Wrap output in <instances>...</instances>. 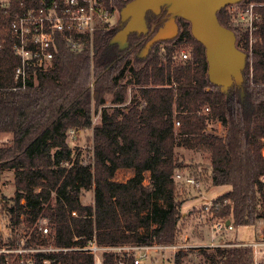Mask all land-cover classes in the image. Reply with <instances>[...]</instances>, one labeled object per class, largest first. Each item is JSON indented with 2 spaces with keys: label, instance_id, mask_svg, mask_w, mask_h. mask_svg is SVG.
<instances>
[{
  "label": "trees",
  "instance_id": "trees-1",
  "mask_svg": "<svg viewBox=\"0 0 264 264\" xmlns=\"http://www.w3.org/2000/svg\"><path fill=\"white\" fill-rule=\"evenodd\" d=\"M102 1L120 14L131 0ZM228 7L218 11L219 21L235 32L237 46L245 50L246 34L234 24ZM166 16L163 8L160 18L165 21ZM13 17V9L0 11V40L6 38L0 50V134L9 136L0 144V174L13 170L16 186L11 198L1 195L0 188V226L8 232L9 244L19 241L22 224L30 235L28 244L53 239L61 247L73 248L39 255L37 264H42V257L53 259L51 264H94L91 252L77 249L93 239L107 247L174 244L186 202L175 178L185 167L178 148L209 152L212 185L231 187L215 200L208 215L233 220L236 226L261 219L264 27L262 41L254 45L252 75L248 59L243 86L235 84L227 91L210 81L205 46L183 18L180 33L155 43L146 55L142 51L153 34L132 33L122 49L111 43L118 24L98 29L92 40L85 36L80 50L57 34L52 64L31 68L26 87L15 90L20 60L8 29ZM182 43L190 45L191 57L176 61ZM127 73L130 79L125 80ZM130 85L134 93L127 103ZM108 93L114 106L103 107L100 124L93 126L91 101L101 105ZM215 121L221 122L223 134L210 127ZM90 128L93 159L84 162L74 154L68 134ZM120 169H130L132 175L116 180ZM90 190L94 204H84L81 196ZM42 219L52 226L49 235L38 229ZM196 249L204 261L191 264H253L249 247ZM186 254L179 251L175 263L182 264ZM103 257L104 264H117L121 255L111 250Z\"/></svg>",
  "mask_w": 264,
  "mask_h": 264
},
{
  "label": "built area",
  "instance_id": "built-area-1",
  "mask_svg": "<svg viewBox=\"0 0 264 264\" xmlns=\"http://www.w3.org/2000/svg\"><path fill=\"white\" fill-rule=\"evenodd\" d=\"M11 9L14 10V17L11 19L8 29L12 49L20 60V64L15 68V76L19 80V85L14 88L15 90L26 87L31 68L47 69L52 64L57 51V34H61L72 49L80 50L85 45V36L92 40L98 29L114 28L118 21L117 11H112L102 0H0V11L8 12ZM228 12L234 24L246 34V39L243 41L245 43L244 51L247 53V61L250 60L249 67L252 75L254 45L258 41H262L260 31L264 27V0H245L242 4L240 2L230 4ZM5 41L6 38L0 40V50ZM190 57V54L185 50L180 53L181 60H188ZM176 126H180L179 121L176 122ZM261 155L264 158V143ZM175 175V178L186 184L200 185L198 176L180 173ZM260 180L263 185L262 207L264 209V173ZM214 205V202L209 205L205 204V209L209 211ZM72 215L76 216L77 213L73 211ZM229 221L230 224L227 225L225 218H219L214 222L213 230L217 233L233 230L236 225L233 220ZM258 222L262 224L261 234L253 243L213 242L205 244V247H223L224 245L249 247L253 252V264H264V215ZM38 229L43 235H49L48 220H40ZM29 238L30 235L24 234L14 245L9 244V240H3L0 243V264H37L39 255H56L73 249L61 247L55 244L53 239L47 243L28 244ZM188 246L190 245L182 243L168 246L152 244L107 247L98 245L93 239L87 246L77 247V249L91 252L94 256V264H104L103 252L111 250L118 253L124 250L129 256H132L131 262L121 256L117 264H141L149 257V250L152 248H172L176 252V250H184ZM176 254L173 264H176ZM52 260L42 257L41 263L51 264Z\"/></svg>",
  "mask_w": 264,
  "mask_h": 264
},
{
  "label": "rangeland",
  "instance_id": "rangeland-1",
  "mask_svg": "<svg viewBox=\"0 0 264 264\" xmlns=\"http://www.w3.org/2000/svg\"><path fill=\"white\" fill-rule=\"evenodd\" d=\"M121 12V11H120ZM119 18V12H117V19ZM149 28V27H148ZM148 31V29H147ZM180 33V30H179ZM185 50L191 56V47L187 43H182L177 47L175 52V60L180 61V53ZM250 65V60L248 61ZM247 65V63H246ZM92 71V68H91ZM93 72V71H92ZM91 72V81H92ZM130 79V74L127 73L125 80ZM125 80H123L125 82ZM93 83L91 84V86ZM134 93V87L129 86L127 91V103ZM105 102L99 105L94 98L91 101L93 126L100 124L101 116L100 112L103 107L111 110L114 104L112 103V94L104 95ZM210 127L218 134L224 133V128L220 121H215ZM8 135L0 134V144L8 139ZM93 128L90 129H78L68 134V142L74 149V154H79L84 162L92 161L93 159ZM178 157L182 159L185 167L180 169L177 173L182 175H188V173H194V176L200 178V185L194 186L190 184H182L183 181L176 178L178 183V194L181 198L186 199L183 205V217L179 222V235L174 244L186 243L190 246L183 251L187 254L183 258L182 264H191L193 262H203V255L200 253V249L197 247H205L208 243H230V242H243L253 243L258 239L261 234L262 224L257 222L249 225L235 226L233 230L217 233L213 230V224L216 218L208 215L209 211L205 209V204H211L215 200L228 192L231 187L229 185H212V178L210 176V153L201 152L192 149L178 148ZM132 175L130 169H120L116 174V180L126 181ZM176 177V175H175ZM14 171L5 170L0 174V188L1 195L11 198L16 191L14 181ZM146 183H149V175H146ZM81 200L84 204H94V190L86 191L81 196ZM20 233L24 235L26 227L22 224L20 226ZM51 225L49 228L51 230ZM3 233L4 240H8L6 229L3 224L0 226V235ZM20 235V236H21ZM21 239V237H20ZM19 239V240H20ZM162 246H168L171 244H158ZM213 246V245H211ZM223 247H236L233 245H224ZM172 248L155 247L149 250V257L142 261L141 264H167L172 263L175 258V254L179 250ZM181 251V250H180ZM133 253V251H131ZM121 256L131 262L132 256H129L124 250L119 252Z\"/></svg>",
  "mask_w": 264,
  "mask_h": 264
},
{
  "label": "water",
  "instance_id": "water-1",
  "mask_svg": "<svg viewBox=\"0 0 264 264\" xmlns=\"http://www.w3.org/2000/svg\"><path fill=\"white\" fill-rule=\"evenodd\" d=\"M243 0H131L121 9L122 20L128 19L112 38L111 43L122 49L128 45L129 35L147 31L148 12L159 14L163 8L168 18L145 44L143 55L160 41L174 39L179 33L177 18L191 24L192 35L206 49L210 81L224 91L231 86H243L247 53L237 46L235 32L221 24L218 11ZM227 225L230 221L227 220Z\"/></svg>",
  "mask_w": 264,
  "mask_h": 264
},
{
  "label": "flooded vegetation",
  "instance_id": "flooded-vegetation-1",
  "mask_svg": "<svg viewBox=\"0 0 264 264\" xmlns=\"http://www.w3.org/2000/svg\"><path fill=\"white\" fill-rule=\"evenodd\" d=\"M161 13H162V11L159 14H155V15H150V12L147 13L146 20L148 22L147 25L149 28H147L148 31L143 32L140 35L146 34L147 37H150L152 34H154L159 29V27L161 25L163 26V24L165 23V21L168 18V14H167L165 21H164V17L160 18ZM127 22H128V19L122 20L121 14H119V18L117 21L119 29H121L123 26H125L127 24ZM177 23L179 25V18H177ZM179 30H180V25H179Z\"/></svg>",
  "mask_w": 264,
  "mask_h": 264
}]
</instances>
